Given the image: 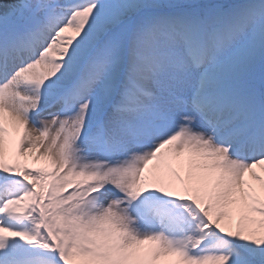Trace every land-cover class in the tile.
Wrapping results in <instances>:
<instances>
[{
    "label": "snow or ice",
    "instance_id": "1",
    "mask_svg": "<svg viewBox=\"0 0 264 264\" xmlns=\"http://www.w3.org/2000/svg\"><path fill=\"white\" fill-rule=\"evenodd\" d=\"M0 264H264V0H0Z\"/></svg>",
    "mask_w": 264,
    "mask_h": 264
}]
</instances>
